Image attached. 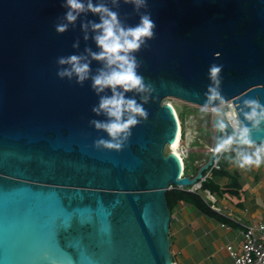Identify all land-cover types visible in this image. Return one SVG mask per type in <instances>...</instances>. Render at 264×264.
<instances>
[{
	"label": "water",
	"instance_id": "1",
	"mask_svg": "<svg viewBox=\"0 0 264 264\" xmlns=\"http://www.w3.org/2000/svg\"><path fill=\"white\" fill-rule=\"evenodd\" d=\"M63 3L0 0V264H174L165 192L194 185L215 155L195 176H181L179 158L164 151L178 136L165 99L202 107L215 63L237 111H248L245 99L264 104V0H148L155 38L136 56L154 91L148 119L120 151L94 146L108 137L89 124L107 119L92 112L99 96L91 80L81 86L57 76L58 57L99 51L81 28L99 22L90 12L55 31L65 22ZM103 3L125 26L139 23L131 4ZM90 67L94 75L102 64ZM260 127L256 143L264 141Z\"/></svg>",
	"mask_w": 264,
	"mask_h": 264
},
{
	"label": "clouds",
	"instance_id": "2",
	"mask_svg": "<svg viewBox=\"0 0 264 264\" xmlns=\"http://www.w3.org/2000/svg\"><path fill=\"white\" fill-rule=\"evenodd\" d=\"M123 2L131 4L139 14V23L135 26H125L119 18V13L109 8L103 0H64L65 22L55 25V31L63 34L69 30L70 25L75 24L81 14L90 12L99 17L98 23L88 21L81 25L85 32L84 40L89 39L88 32L91 30V39L99 51L85 48L86 54H71L57 59V76L60 79H75L81 86L91 80V88L99 96V102L92 108V112L107 119L90 120L89 124L97 131L107 133L108 138L96 140L94 146L97 149H123L132 135V129L148 119L149 113L144 105L150 102L154 91L153 85L146 83L139 73L141 62L136 54L155 38L157 25L151 12L146 10L148 0ZM112 3L117 5L118 0H112ZM141 9L145 11L141 12ZM78 46V42L73 44V48ZM92 60L102 64L94 75L90 67ZM222 69L223 65L215 63L209 66L210 84L200 111L223 117L216 121V128L225 133L226 129L231 127L232 133L219 138L212 152L219 157L222 153L235 151L232 162L239 169L260 168L264 165V141H253L252 132H259L260 126L264 124V104H261L258 98L245 99L243 104L248 111L243 108L237 111V106L226 100L222 94ZM106 90H109L111 95L103 94ZM127 93H134V97H127ZM135 95L140 96V102ZM240 112H243L244 121L251 127L241 121Z\"/></svg>",
	"mask_w": 264,
	"mask_h": 264
},
{
	"label": "crops",
	"instance_id": "3",
	"mask_svg": "<svg viewBox=\"0 0 264 264\" xmlns=\"http://www.w3.org/2000/svg\"><path fill=\"white\" fill-rule=\"evenodd\" d=\"M204 139L202 135L194 137L189 153L208 157ZM226 153L221 158V170L212 171L206 179L211 189H202L213 196L217 211L206 214L185 201L174 203L170 210L169 241L174 264H232L225 246L240 247L243 225L264 223V165L239 169L232 162L235 154ZM206 160H199L198 168Z\"/></svg>",
	"mask_w": 264,
	"mask_h": 264
},
{
	"label": "built area",
	"instance_id": "4",
	"mask_svg": "<svg viewBox=\"0 0 264 264\" xmlns=\"http://www.w3.org/2000/svg\"><path fill=\"white\" fill-rule=\"evenodd\" d=\"M211 118H212L211 124L215 132L213 119L214 118L223 119V117H214L213 114H211ZM180 142L181 141H180V133H179L178 149L180 153L179 156L182 160L181 176H185L184 159L187 157L188 151L186 149L184 150ZM212 148H214V142L208 149L209 154L212 153ZM232 152L235 154V151ZM221 155L222 154H220L219 157L215 156V158L212 160L211 165L202 172L201 177L194 185L185 186V187L178 186L175 188L199 195V197L203 200L204 203L208 205V207L211 210L217 211V209L212 204L213 196L207 190L202 191L201 184L203 181H205L208 178V176L213 170H219L220 168L219 158L221 157ZM189 177L191 178V176ZM200 192L202 193V195L200 194ZM208 202L211 203L208 204ZM243 228L244 229L242 231V242L240 244V247L235 248L230 244L225 246L228 255L232 259V264H264V223L259 222L254 225H243Z\"/></svg>",
	"mask_w": 264,
	"mask_h": 264
},
{
	"label": "rangeland",
	"instance_id": "5",
	"mask_svg": "<svg viewBox=\"0 0 264 264\" xmlns=\"http://www.w3.org/2000/svg\"><path fill=\"white\" fill-rule=\"evenodd\" d=\"M165 102L171 103L175 109L177 116H179L180 120V143L184 150L186 149L188 153L191 151V143L193 142L194 137H198L200 135L203 136L204 142H206L207 150L210 148L212 143L214 142L215 132L213 130V126L211 124V114L203 113L200 111L199 106L190 105L182 102L176 98H166ZM214 117H217L213 114ZM192 136V137H191ZM188 143V144H187ZM165 153L169 152L168 147H165ZM209 154V152H208ZM228 154V153H226ZM210 155V154H209ZM208 157H204L199 155V153H189L187 157L184 159L185 164V175L187 176H195L199 167V160L207 159ZM206 160V161H207ZM204 161V160H202Z\"/></svg>",
	"mask_w": 264,
	"mask_h": 264
},
{
	"label": "trees",
	"instance_id": "6",
	"mask_svg": "<svg viewBox=\"0 0 264 264\" xmlns=\"http://www.w3.org/2000/svg\"><path fill=\"white\" fill-rule=\"evenodd\" d=\"M178 119L180 120L179 116H178ZM180 122H181V120H180ZM224 135H230V134L227 130L225 133L220 132V138ZM222 156H223V153H222L221 157L219 158V164H221ZM219 170H221V165H220ZM214 171L215 170H213V172ZM201 188L202 189H209V190L211 189L210 184L207 182V180L202 182ZM165 198H166V202H167L169 210H171L174 203H176L178 201H185V202H188V203L195 205V207H197L203 213L214 214L213 211L208 207V205L206 203H204L203 200L199 197V195H197L195 193H190V192L180 190V189L173 187V188H171L165 192Z\"/></svg>",
	"mask_w": 264,
	"mask_h": 264
},
{
	"label": "bare ground",
	"instance_id": "7",
	"mask_svg": "<svg viewBox=\"0 0 264 264\" xmlns=\"http://www.w3.org/2000/svg\"><path fill=\"white\" fill-rule=\"evenodd\" d=\"M229 102H231L230 100H229ZM169 105L171 106V108H172V110H173V114H174V116H175V118H176V122H177V129H178V136H177V139H176V141H175V143L173 144V145H168L167 147H168V150H169V152H172L173 154H175L178 158H179V160H180V162H181V168H182V160H181V158H180V153H179V149H178V144H179V133H180V129H179V127H180V124H179V120H178V117H177V114H176V112H175V109H174V107L172 106V104L171 103H169ZM192 137V136H191ZM188 144V143H187Z\"/></svg>",
	"mask_w": 264,
	"mask_h": 264
}]
</instances>
